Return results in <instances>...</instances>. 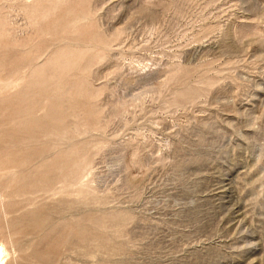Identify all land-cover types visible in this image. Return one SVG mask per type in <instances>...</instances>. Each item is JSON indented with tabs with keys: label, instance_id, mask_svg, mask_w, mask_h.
<instances>
[{
	"label": "rangeland",
	"instance_id": "obj_1",
	"mask_svg": "<svg viewBox=\"0 0 264 264\" xmlns=\"http://www.w3.org/2000/svg\"><path fill=\"white\" fill-rule=\"evenodd\" d=\"M2 264H264V0H0Z\"/></svg>",
	"mask_w": 264,
	"mask_h": 264
},
{
	"label": "bare ground",
	"instance_id": "obj_2",
	"mask_svg": "<svg viewBox=\"0 0 264 264\" xmlns=\"http://www.w3.org/2000/svg\"><path fill=\"white\" fill-rule=\"evenodd\" d=\"M2 256H3V249H2V245L0 243V264H2Z\"/></svg>",
	"mask_w": 264,
	"mask_h": 264
}]
</instances>
